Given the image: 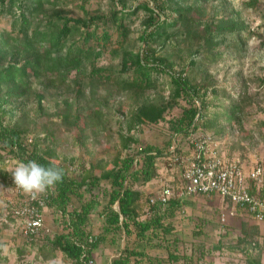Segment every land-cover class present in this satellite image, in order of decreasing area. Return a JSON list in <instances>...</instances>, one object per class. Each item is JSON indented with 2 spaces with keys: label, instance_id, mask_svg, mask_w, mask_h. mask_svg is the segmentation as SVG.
Masks as SVG:
<instances>
[{
  "label": "trees",
  "instance_id": "trees-1",
  "mask_svg": "<svg viewBox=\"0 0 264 264\" xmlns=\"http://www.w3.org/2000/svg\"><path fill=\"white\" fill-rule=\"evenodd\" d=\"M215 1L108 0L106 12H92L85 9L87 0H0V18H11L9 31H0V164L6 160H36L63 172L60 182L29 201V206L39 213L43 208L50 210L54 223L61 227L58 233L45 234L40 241L35 236L31 238L30 245L37 250L36 254L41 256L49 249L53 253L51 261L59 252L66 262L81 264V259H89L100 244L108 238L115 243L121 234L134 237L135 246L122 249L110 264L200 262L203 254L198 251L196 259L194 250L188 252L175 237L170 222L180 213L182 199H171L165 207L155 202L149 207V216L139 219L142 193L133 186L146 185L157 177L158 159L171 155L173 138L164 152L157 146L136 144L128 136L125 140L134 148V154L122 159L115 157L114 166L99 175L84 167L81 173L74 174L70 171L74 162L56 161L57 154L49 147L57 144V130L64 127L69 131L81 119L85 121L84 139L86 132L104 131L103 110L112 84L118 92L130 94L136 100L132 119L137 124L164 122L176 99H184L187 107L182 108L180 117L168 122L171 136L186 139L203 129L224 133L223 122L240 125L243 113L239 104L224 108L221 113H208V91L211 89L214 96L218 93L208 71L197 70L202 78L196 81L187 70H174L176 61H188V68H198L196 60H207V48L211 52L229 37H240L247 30L239 13L219 16L216 8L208 16L206 5ZM70 2H79L81 17L69 15ZM254 2L249 0L247 6ZM140 11L145 18L138 37L140 45L136 47L129 42L127 21ZM111 30L117 33L115 40ZM106 52L119 57L117 76L110 68L98 65ZM156 74L170 78L172 90L167 99L159 92L153 97L145 95L149 89L157 90V81L153 79ZM50 101L54 104L52 112L46 106ZM178 151L175 149V154ZM7 177L5 171L0 172L3 184ZM102 181L110 189H102ZM100 196L106 202L98 213L102 227L98 235H93L88 222L102 203ZM6 212L14 217L15 210ZM243 235L246 238L251 234L244 231ZM147 248L164 250L166 256L151 258ZM17 250L21 257L31 254L21 253L25 249Z\"/></svg>",
  "mask_w": 264,
  "mask_h": 264
},
{
  "label": "rangeland",
  "instance_id": "rangeland-1",
  "mask_svg": "<svg viewBox=\"0 0 264 264\" xmlns=\"http://www.w3.org/2000/svg\"><path fill=\"white\" fill-rule=\"evenodd\" d=\"M248 2L249 0L208 2L206 5L208 16L216 8L219 16L239 13L247 30L242 31L240 37H229L225 44L211 52L207 48V60L202 58L196 60L198 66L200 65L198 68H188V61L183 63L176 61L174 70L185 69L196 81L201 80L202 70L208 71L218 91L216 96L211 89L208 91L205 99L208 102V113H221L224 108L229 109L233 104L241 106L243 115L240 125L233 121L223 122L224 133L218 134L215 129H203L196 133L212 134L216 141L221 142L227 159L238 157L244 162V166L251 167L256 159L264 162V84H261V81H264V0H255L252 6H247ZM78 4L79 2L68 4L70 16H82ZM108 7V0H87L85 3V9L92 12L97 10L106 12ZM144 18L145 14L140 11L127 21L130 27L129 42L134 43L136 47L140 45L138 37L143 31ZM10 20V17L0 18V31H9ZM111 31L115 40L117 33ZM217 52L220 53L219 56H215ZM98 65L110 68L115 76L119 73V57H114L109 52L103 54ZM153 79L157 81V90L149 89L145 95L153 97L159 92L167 99L172 90L169 76L156 74ZM112 86L107 107L103 110L106 126L104 131L96 134L86 132L87 139H84L82 128L85 121L81 119L78 125L69 131L64 127L57 130L55 135L57 144L49 147L56 152V161L74 162L70 171L76 175L81 173L83 167L86 170L93 169L94 173L99 175L102 170L114 166L115 157L122 159L134 154V148L125 140L128 136H132L136 144L157 146L165 152L168 141L173 138L168 122L180 117L182 108L187 107L184 99L177 98L175 106L165 114L164 122L157 125L133 123L132 114L137 105L136 100L130 94L118 92L114 84ZM196 103L199 105L200 101L196 100ZM53 105V101L46 104L50 112L53 111ZM6 121H10V116L6 117ZM175 145L179 150L178 156L187 158L193 153L192 144L187 138H177ZM168 158H171V155L158 159L157 177L153 181L146 185L133 186V189L142 193L140 220L149 216V201L157 198L162 185L167 184L175 196L180 193L182 168ZM13 161L6 160L4 164H0V172L5 171L9 175L6 184H3L0 178V245H2L0 264H68L69 262H66L59 252L54 261H51L53 253L49 249L44 250L39 256L36 254L37 250L30 245L34 236L27 234L29 201L33 196H39L41 192L26 193L15 186L11 177ZM100 184L102 189L109 188L106 181ZM97 193L99 194V191L95 195ZM99 199L102 203L92 212L88 222L93 235H98L102 227V219L98 217V213L106 202L101 196ZM182 200L183 207L180 213L170 222L174 227L175 237L185 245L188 252L194 250L196 259L199 256L198 251L205 255L203 260L196 264H249V262L256 264L255 261H261L257 255L251 257L247 250L244 251V247L238 241L241 238V218L235 216V212L233 215L229 213V206H225V201L222 203L217 197L203 195L186 196ZM8 209L15 210L14 217L7 216ZM50 213V210L43 209L40 230L35 235L36 241H40L45 234L53 235L61 230L60 225L54 223ZM256 242L261 251L264 243L260 238L256 239ZM134 246V237L125 238L120 234L115 243H110L108 238L93 251L94 262L110 264L122 249ZM17 249H25V252L22 250L21 253L31 254L21 257ZM146 253L151 258L155 257L156 253L166 256L164 250L157 248H147Z\"/></svg>",
  "mask_w": 264,
  "mask_h": 264
},
{
  "label": "built area",
  "instance_id": "built-area-1",
  "mask_svg": "<svg viewBox=\"0 0 264 264\" xmlns=\"http://www.w3.org/2000/svg\"><path fill=\"white\" fill-rule=\"evenodd\" d=\"M177 138H179L177 135H173L171 158L168 159L182 168L180 193L176 197L167 184L162 185L157 198L150 199V205L158 202L165 207L175 198L216 195L225 201L226 207L229 206L231 215L240 208L256 221L264 222V162L262 160L256 159L246 172L244 162L240 158L227 159L221 148V142L216 141L212 134L202 132L194 133L187 138L192 144L193 153L185 158L175 154ZM28 210L27 234L35 236L40 230L42 214L34 207ZM255 250L256 243L252 242L249 253ZM81 261V264H95L93 253L89 259H81Z\"/></svg>",
  "mask_w": 264,
  "mask_h": 264
},
{
  "label": "clouds",
  "instance_id": "clouds-1",
  "mask_svg": "<svg viewBox=\"0 0 264 264\" xmlns=\"http://www.w3.org/2000/svg\"><path fill=\"white\" fill-rule=\"evenodd\" d=\"M11 177L16 187L26 193L43 192L63 178L61 169L36 160H14Z\"/></svg>",
  "mask_w": 264,
  "mask_h": 264
},
{
  "label": "crops",
  "instance_id": "crops-1",
  "mask_svg": "<svg viewBox=\"0 0 264 264\" xmlns=\"http://www.w3.org/2000/svg\"><path fill=\"white\" fill-rule=\"evenodd\" d=\"M250 167V166H249ZM244 166L245 171L247 172L250 168ZM203 196H208V197H217L216 195H203ZM220 199V198H219ZM220 201L222 202V200L220 199ZM223 203V202H222ZM225 203V202H224ZM226 206V203H225ZM235 216H239L241 218V238L243 239L245 236L243 235L244 231H249L251 232L246 238H244L243 242H240V244H242V246L244 247V251H248L249 252V248L251 247L252 242L256 243V250L253 252V254L248 253L249 256L253 257L254 255L258 256V259H260L261 261H255L254 263L256 264H264V245L261 248V251L259 250V245L256 242V239L260 238L261 241L264 243V222H259L256 221L255 219H253L251 216H248L242 209L238 208L237 211L235 212ZM249 227V228H248ZM239 241V239H238ZM249 241V242H248ZM247 242V243H246ZM244 243V245H243ZM246 253V252H245ZM246 253V254H247ZM196 254V252H195ZM159 259L160 257H162V255H158L156 253V255ZM205 255H202V258L200 259V262L203 260V257ZM164 264V263H162Z\"/></svg>",
  "mask_w": 264,
  "mask_h": 264
}]
</instances>
